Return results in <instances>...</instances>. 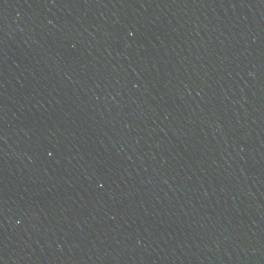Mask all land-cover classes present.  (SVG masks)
I'll return each mask as SVG.
<instances>
[{"label": "water", "instance_id": "1", "mask_svg": "<svg viewBox=\"0 0 264 264\" xmlns=\"http://www.w3.org/2000/svg\"><path fill=\"white\" fill-rule=\"evenodd\" d=\"M0 264H264V0H0Z\"/></svg>", "mask_w": 264, "mask_h": 264}]
</instances>
